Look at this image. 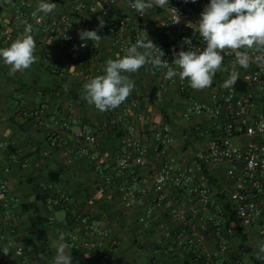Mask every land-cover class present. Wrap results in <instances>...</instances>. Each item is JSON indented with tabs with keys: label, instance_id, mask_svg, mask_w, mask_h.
Returning a JSON list of instances; mask_svg holds the SVG:
<instances>
[{
	"label": "crops",
	"instance_id": "obj_1",
	"mask_svg": "<svg viewBox=\"0 0 264 264\" xmlns=\"http://www.w3.org/2000/svg\"><path fill=\"white\" fill-rule=\"evenodd\" d=\"M21 1L0 0V49L7 47L2 43L5 32L12 35L13 42L20 37L23 25L16 7ZM24 1L31 4L25 12L33 25L36 60L30 68L9 76V66L0 58V183L8 187L6 194L0 193V248L6 239L14 242V248L6 255L8 263L52 264L59 234L63 233L68 243L71 233L95 241L100 236L90 229L98 225L108 230L118 244L107 264H195L198 257L212 264L238 261L264 264L255 256L261 244L256 227H237L228 241L230 250L219 253L217 237L206 221V212L195 210L186 194L172 184L167 186L161 205L147 216L154 204V176L159 167L153 148H149L145 162L139 167L119 170L118 157L131 152V148L123 142L122 128L108 123L115 112L126 108L140 112L152 129L169 132L175 142L168 152L182 168L195 165V153L207 147L212 124L204 116L185 117V96L163 87L150 65L136 73H125L135 86L128 98L113 110L100 112L81 99L83 85L104 74L107 60L126 54L112 46L111 36L104 27L98 29L99 19L105 21L104 0H48L56 8L52 13L39 14L47 19L70 14L73 18L90 20L93 30L102 37V51L85 69L74 52L40 31L31 13L41 0ZM182 1L192 6L198 0ZM116 11L119 18H131L125 0L117 3ZM159 16V10L154 7L144 19L146 38L153 43L162 36L157 26ZM221 69L213 81L228 79L226 67ZM187 92L188 97L199 103L211 104L208 88L193 89L187 80ZM261 93L257 89L258 105ZM40 106L46 108L45 122L49 124L51 118L64 120L68 129L63 121L48 127L39 125L28 114ZM83 126H88L97 136V144L87 153L79 154V144L70 134ZM49 134L64 138L63 147L50 148ZM245 140L236 138L235 142L242 144ZM18 149L27 160L26 165L11 159ZM237 175L233 166L220 164L204 168L197 174L196 182L209 185L219 204L226 202ZM134 186L138 194L130 200L127 191ZM61 193L70 197L69 207L54 205ZM73 212V220L76 217L79 220L63 227L60 223ZM179 212L182 218H177ZM228 223L237 226L231 216ZM190 241L195 242L196 251ZM16 249L21 254H16ZM70 254L87 257L90 264H98L96 255L85 249L72 248ZM72 264L78 263L72 260Z\"/></svg>",
	"mask_w": 264,
	"mask_h": 264
},
{
	"label": "built area",
	"instance_id": "obj_2",
	"mask_svg": "<svg viewBox=\"0 0 264 264\" xmlns=\"http://www.w3.org/2000/svg\"><path fill=\"white\" fill-rule=\"evenodd\" d=\"M119 1L104 0L102 14L105 17L104 28L111 36L112 46L118 52H126V49L137 39L146 40L147 27L144 23L146 13L139 14L129 6L130 0H125L128 3L131 18H119L116 11ZM134 2L135 0H131V3ZM168 3L169 6L156 7L160 12L157 26L162 30V36L154 45L165 53L162 59L168 61L170 66L179 72L178 66L171 64L174 60L173 51L188 50L189 46L182 44L185 38L192 41L189 50L205 47L196 23L200 20L201 13L210 0H198L192 6L186 5L182 0H168ZM30 7L31 4L24 0L16 7L23 25L20 36L24 33L25 21L32 25L25 12ZM172 8L178 12L180 18L178 23H174L175 13ZM39 16L41 17V22L38 23L40 31L61 47H67L74 52L84 69L88 63L98 58L102 51L101 43L96 48L91 40L82 41L79 36L82 30H93L90 20L85 17L73 18L70 14H62L50 19ZM12 42V35L5 32L2 43L8 47ZM84 43L87 46L81 47ZM248 51L253 58L259 54L255 49ZM222 55H224L222 66L226 67L228 78L232 71H237L239 79L231 90L221 86L227 79L213 81L212 86L208 88L211 98L209 106L188 97L187 79L181 80L177 75L172 80H168L165 79L166 69H154L163 87L172 88L187 99L185 117L204 116L212 124L207 147L195 153V165L184 168L178 166L176 157L168 152L175 142L173 136L169 132L152 129L140 112L126 108L113 113L108 123L114 128H122L123 142L125 146L131 148V152L123 153L118 157L119 170L127 171L142 165L150 147L153 148L154 155L159 161V167L154 176V204L148 209L147 216L152 214L154 208L161 205L167 186L172 184L186 194L188 201L194 204L195 210L206 212V221L217 237L218 252L224 254L230 250L228 241L230 236L236 232L237 227H256L261 243H264V66L252 62L248 69H244L236 64L234 52L225 50ZM240 85L245 86L242 88ZM257 89L262 92L260 105L256 102ZM45 111V106H40L28 115L39 125L45 127L57 125L63 121V125L68 129L67 122L64 120L51 118L49 124L45 122L43 120ZM70 138L79 144V154L87 153L97 144V136L88 126H83L71 133ZM236 138H244L247 142L239 144L235 142ZM47 141L52 149H60L64 145V138L56 134H49ZM16 152L11 159L26 165L27 160L23 158L21 150L18 149ZM220 164L233 166L238 175L226 202L218 204L213 197L212 188L206 184H198L196 177L204 168ZM137 190L136 186L128 189L127 196L130 200L136 198ZM7 191V184L0 183V193L6 194ZM53 203L55 206L69 207L71 200L67 194L61 193ZM72 215L60 224L68 227L72 221L79 220L77 217L73 220L74 215ZM176 216L182 218L180 212ZM230 216L235 219L237 226L228 223ZM90 231L98 234L100 239L93 241L86 236L71 233L69 243L74 246L75 250L82 248L95 254L98 264H107L110 254L118 245L116 239L110 236L108 230H103L98 225L91 227ZM190 242L194 247L195 242ZM8 245L14 248V242L10 239L5 240L3 247ZM193 250L197 249L194 247ZM16 254H21L19 249H16ZM71 256L72 260L78 264H90L87 257H77L75 254ZM0 264H9L2 249ZM195 264L212 263L198 257ZM236 264L242 263L238 261Z\"/></svg>",
	"mask_w": 264,
	"mask_h": 264
},
{
	"label": "clouds",
	"instance_id": "obj_3",
	"mask_svg": "<svg viewBox=\"0 0 264 264\" xmlns=\"http://www.w3.org/2000/svg\"><path fill=\"white\" fill-rule=\"evenodd\" d=\"M7 2L10 3V0ZM129 6L143 15L154 7L169 6V3L168 0H135L134 3L130 0ZM55 8L56 4L41 0L31 15L40 23L39 14L52 13ZM172 9L175 13L174 23H178L180 20L178 12ZM196 25L205 47L189 50L192 41L185 38L182 44H187L188 50L173 51L174 60L171 64L177 65L179 72L171 67L168 61L162 59L165 53L148 37L146 40L137 39L126 49V54L122 58L107 60L103 75H98L83 85L81 99L90 106L94 105L100 112L117 108L128 98L135 86L134 81L125 73H136L145 65H150L153 69H166L165 79L172 80L178 75L181 80L187 79L193 89L209 88L212 86L214 76L222 70L224 61L222 53H225V50L234 52L236 64L244 69H248L252 62L264 66V0H210ZM104 26L105 21L100 18L98 29ZM32 32L33 26L25 21L23 35L10 46L0 49V58L9 66V76L30 68L35 62L36 41L31 35ZM79 36L82 41L91 40L96 48L102 40L97 30H82ZM86 46V43L81 45ZM251 49L259 53L254 58L248 51ZM238 79L239 73L232 71L221 86L231 90ZM11 247L12 245H8L0 249L4 255H8ZM73 247L66 241L63 233L59 234L52 264H72L70 251ZM255 256L257 260L264 261V243L257 246Z\"/></svg>",
	"mask_w": 264,
	"mask_h": 264
},
{
	"label": "trees",
	"instance_id": "obj_4",
	"mask_svg": "<svg viewBox=\"0 0 264 264\" xmlns=\"http://www.w3.org/2000/svg\"><path fill=\"white\" fill-rule=\"evenodd\" d=\"M244 86H245V85H240V87H242V88H243ZM239 231H240V235H242V229H241V228L239 229ZM224 264H229V263L225 262Z\"/></svg>",
	"mask_w": 264,
	"mask_h": 264
},
{
	"label": "rangeland",
	"instance_id": "obj_5",
	"mask_svg": "<svg viewBox=\"0 0 264 264\" xmlns=\"http://www.w3.org/2000/svg\"><path fill=\"white\" fill-rule=\"evenodd\" d=\"M247 142V140H245V142L244 143H246Z\"/></svg>",
	"mask_w": 264,
	"mask_h": 264
}]
</instances>
